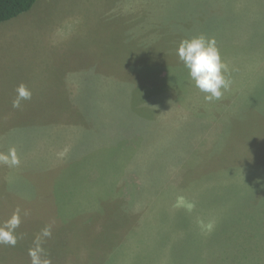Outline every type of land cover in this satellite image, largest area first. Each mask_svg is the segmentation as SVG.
Listing matches in <instances>:
<instances>
[{"label":"rangeland","instance_id":"rangeland-1","mask_svg":"<svg viewBox=\"0 0 264 264\" xmlns=\"http://www.w3.org/2000/svg\"><path fill=\"white\" fill-rule=\"evenodd\" d=\"M201 35L228 66L219 99L177 55ZM20 84L32 97L14 108ZM130 128L131 147H100L96 137ZM13 147L19 165L0 164V224L17 209L21 223L0 264H24L45 227L52 264H204L222 244L253 251L240 243L264 226V0H38L0 24V153ZM67 156L79 167L67 171ZM45 187L61 228L37 214ZM114 222L131 227L113 233ZM119 238L111 261L94 245Z\"/></svg>","mask_w":264,"mask_h":264},{"label":"trees","instance_id":"trees-1","mask_svg":"<svg viewBox=\"0 0 264 264\" xmlns=\"http://www.w3.org/2000/svg\"><path fill=\"white\" fill-rule=\"evenodd\" d=\"M37 1L38 0H0V24L7 22V21H10V20H13L14 18L21 16L22 14L29 12L34 7V5L37 3ZM130 129H131V131H130L131 133L129 132L128 134H126V137L124 139L121 138L120 140L117 139L114 141H108V140L102 139L103 137H105L104 135H102L100 137H96V138L99 141V144L101 143L100 147H103L104 149H106L108 147L117 148V149H120V148L127 149L129 146L131 147V142H133L131 140H135V143L137 141L136 137L132 135L133 134V128H130ZM125 147H127V148H125ZM94 148L91 147L92 150ZM80 155H82V154H80ZM132 161H133V159H132ZM78 164H80V163H78L75 158H72V157L68 158V156H67V158L65 160V166L67 168V171H70V169H72V170L76 169V167H79ZM131 165L133 166V164H131ZM130 169H129V171H131ZM126 177H128V176H126ZM258 181H264V179L259 178ZM60 182H61V186H60L59 194H60V202H61V200L63 198H65V194L67 193V190L64 189L66 187L63 186V179H61ZM51 191H52L51 189H48L46 187L42 190L41 200L43 203H47V205H43V206L39 207L37 214L43 218L47 217L46 213H47L48 217L53 216V218L57 219V223L59 225V228H61V224L58 221V213L56 210L58 199L56 198V205L51 204L55 200L54 195L51 193ZM7 193H9V191L4 189V186H3L0 189V200H1L0 201V207L2 209H4V212L6 211V213H9V207H7L8 204H7V202H4V201H7ZM5 208H6V210H5ZM28 209H31V210L33 209V211H31L32 213L27 211ZM125 209L127 211H129L130 207H125ZM25 210L27 211L28 217L34 216L33 213L35 214V212H34L35 209L33 207L27 206V209L25 207ZM123 213L125 214L126 212L123 211ZM255 214H258L259 217H261L263 215L262 217L264 218L263 209H262V213L261 212L258 213V211H257ZM70 217L75 218L74 213L71 214ZM98 225H99V223L95 224V223L86 221L84 223L83 227L86 228V231H91V230L94 231V228H96ZM128 225L129 226L125 228L123 226V223L114 222L112 224V226L110 227V230L113 233L119 232L120 230L126 231V230H129L131 227V224H128ZM43 227H45L43 224H39L38 225L39 231ZM263 228H264V226L261 225L260 226V233L258 235L254 234V233H258V232H251L249 235V236H260L261 237L260 239L249 240V241L244 240L242 243H240L241 245H246L248 243L252 244V245H257V246L253 247V249H254L253 251L247 252V249L245 247H240V248H236L235 252L229 253L230 250L227 251V247H226L227 244H222L219 249H216L214 251H212V250L210 251L211 258H209V260L206 262L204 261V264H215L218 261H220V264H228V263L229 264H264V230H263ZM250 231H251V229L249 231H246V233H248ZM99 232L101 233V235L102 234L104 235L102 230H99ZM222 233H224V232H222ZM26 234H29V232ZM116 235L117 234H115V236ZM186 236L192 237L190 235V233L186 234ZM113 239L108 243H106L103 240H101L98 244L94 243V245L97 246L96 249H101V248L105 249L104 250V258H106L108 260L110 259V261L113 257V254L116 252V248L113 249V246H115V242H117L119 247H120V245H121L120 240L122 238L121 239L119 238L114 242H113ZM214 240H216V239H214ZM193 241L194 240L191 238L184 237V240L182 242V247L185 250V252H187V253L189 252L188 250L192 247V245L194 243ZM217 242H214V244H220L221 243L219 241H217ZM158 243H160V240ZM26 246H28V248H32L35 245L33 244L30 247L27 244ZM256 247L259 249H255ZM43 248L45 250V254H44L43 258L50 260L49 256H48V250L44 246H43ZM215 255H216V258H214ZM108 256H109V258H108ZM146 256L151 257L152 256L151 252L149 254H146ZM114 259H115V256H114ZM22 263L31 264V257L29 256V252H27V250L25 253V260L22 261ZM50 264H52L51 261H50Z\"/></svg>","mask_w":264,"mask_h":264},{"label":"clouds","instance_id":"clouds-1","mask_svg":"<svg viewBox=\"0 0 264 264\" xmlns=\"http://www.w3.org/2000/svg\"><path fill=\"white\" fill-rule=\"evenodd\" d=\"M177 55L188 70L189 77L194 81L195 86L206 94V99H219L223 90L230 85L225 73L228 66L222 60L214 38H207L203 35L183 39L177 49ZM16 98L13 100V107H21L23 101L30 100L32 93L26 85L20 84L16 89ZM20 160L16 149L10 148L6 153H0V164L8 166L19 165ZM21 223L20 210L12 214L10 218L0 224V244L15 246L17 237L15 230ZM51 236L50 227L41 230L34 240V247L29 249L31 264H50V260L43 258V238Z\"/></svg>","mask_w":264,"mask_h":264}]
</instances>
